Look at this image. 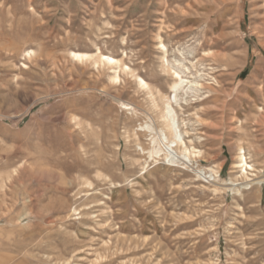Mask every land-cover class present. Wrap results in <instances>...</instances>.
<instances>
[{
    "label": "rangeland",
    "instance_id": "1",
    "mask_svg": "<svg viewBox=\"0 0 264 264\" xmlns=\"http://www.w3.org/2000/svg\"><path fill=\"white\" fill-rule=\"evenodd\" d=\"M98 50L121 65L71 56ZM164 59L211 87L174 104L189 166L143 131L174 99ZM253 179L264 0H0V264H264Z\"/></svg>",
    "mask_w": 264,
    "mask_h": 264
},
{
    "label": "bare ground",
    "instance_id": "2",
    "mask_svg": "<svg viewBox=\"0 0 264 264\" xmlns=\"http://www.w3.org/2000/svg\"><path fill=\"white\" fill-rule=\"evenodd\" d=\"M162 48L166 55L167 51L165 49L166 48L165 45H162ZM71 56L77 60L100 59L102 61L103 60L107 61L111 65H116V66L121 65V62L119 60L111 56L104 55L100 50H98L97 54L71 52ZM175 62H176L175 64H170L168 60L164 59L163 61L164 71L173 80V83L171 85V90L174 93V99H173L174 101L172 100V97L164 98V108L162 112L163 127L161 129L156 128L154 121H151V124H147L143 129V131L149 133L152 136L151 139L154 145V148H152L153 149L152 152H155L156 154L162 153L165 160H168L172 164L182 163L184 165H188V164L190 165L192 159L196 158L197 154L200 155L201 152L196 151L195 148L190 149V147L187 146L186 143L187 140L185 138V134H188V132H184L182 130L179 116L177 114L176 109L174 108V104L178 105V96H179L178 94L181 92L186 95L190 93L196 94L201 90L211 87L209 86L210 85L209 83L204 84L200 80H197L195 78L190 79L189 68L184 66L179 61H175ZM185 70H187V72ZM199 77L202 79L201 75H199ZM115 79H118V75L115 76ZM140 83L143 87H146L148 90H150V87L147 84V82H145L141 78H140ZM36 100L37 99H35V101ZM30 108L26 111V113L30 112ZM236 168L240 169V172H242V175L245 179H248L250 173L255 171L253 165L249 164L244 156L240 157V162L238 163V166ZM212 172L214 171L212 170ZM198 173L202 175L203 171L199 170ZM204 174L206 175V172ZM256 180L258 181L256 183H253ZM256 180L254 179L251 181L247 180L244 183H242V185L246 186L244 187V190H251L254 186H260L264 184V179H256ZM235 186L238 185H234V187ZM233 190L237 192H241L240 188H234Z\"/></svg>",
    "mask_w": 264,
    "mask_h": 264
}]
</instances>
